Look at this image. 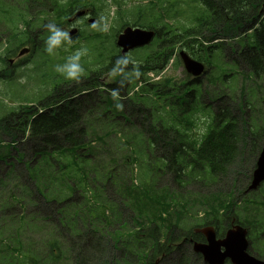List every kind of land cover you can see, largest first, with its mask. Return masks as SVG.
<instances>
[{
	"label": "trees",
	"instance_id": "obj_1",
	"mask_svg": "<svg viewBox=\"0 0 264 264\" xmlns=\"http://www.w3.org/2000/svg\"><path fill=\"white\" fill-rule=\"evenodd\" d=\"M21 1L19 4L23 10L13 7L14 3H0V10H6L5 14L11 15L5 21L13 20V9L20 10L26 16L28 12L36 11L32 19L23 18L24 32L20 33L16 27L8 41L18 40V47L26 45L31 49L29 56L32 59L34 55L41 54L50 61L53 72L51 76H46L51 80L53 93L56 92L59 99L49 97L40 102L42 108H52L41 115H38L35 107H19L17 112L24 111L28 116H21L15 124L11 119L3 118L0 132L11 138L4 144L7 147L13 144L10 149H17L20 155L24 153L19 146L26 140L33 150H40L32 153L39 157L40 162L31 169L38 181V191L44 195L49 191L52 194L51 200L56 202L69 200L64 204V214L57 217V225L46 231L47 257L42 264H88L84 252V247L90 243L86 242L87 239L94 235L98 240L107 232L110 233L114 226H118L119 230L112 231V237L121 239L118 249L128 254L129 258L122 262L117 260L116 264H132L134 258L137 261L135 264H148L152 262L150 259L146 262L149 257L154 256L153 260L156 261L160 252H169L170 246L171 250H177L183 260L186 257L185 248L179 245L182 237L204 243V236L195 233V229L208 226L215 227L219 238H223L234 225L247 228L250 239L248 252L264 258V195L258 193L251 197L242 194L237 197L233 193L223 192L221 186H217L218 181L224 179L220 172L235 168L237 163L245 160L246 155L250 157L248 159L254 168L264 149V21L258 23L254 34L247 31L255 28L254 21L235 16L237 8H244L249 2L257 6L263 4L264 0H200L205 12L194 18L195 26L183 27L181 32L175 31L169 22L164 23L161 12V15L155 14L161 8L153 0L152 16L147 14L146 8L137 7L133 12L119 4L116 12L119 29L115 34L111 33L114 36L110 33L96 34L93 38L105 41L112 38L113 46L103 47L99 58L93 62L87 57L82 61L85 75L79 83L65 81L54 71V61L57 64L63 63L68 53L60 50L58 58L49 57L40 50L47 34L43 25L55 22L65 28L69 25L66 21L68 17H74L79 11L92 10L99 0ZM165 10L170 16L169 9ZM244 16H247L246 13ZM128 26H140L156 32L155 43L149 52L137 53L134 57L143 73L141 79L133 82L131 89V84L120 88V102L124 106L125 102L142 103L144 108L138 110L139 116L127 115L124 107L116 110L110 93L113 88H117L118 78L111 79L109 83L101 81L102 77L108 76L114 60L122 52L118 50V35ZM34 35H37V41L32 38ZM75 37L80 38V35ZM92 37L89 36L88 40ZM225 42L230 45L227 56L224 54L225 45H221ZM178 47L179 50H186L193 58L212 66L208 74L209 86L217 91L220 89L217 85L221 83L226 93L223 96L229 98L228 104L232 108L226 107L223 112L217 108L215 116L210 118L204 114L201 103L196 100L201 90L199 85L184 81L179 86L182 88V92L178 93L180 97L177 94L173 97L171 92L158 90L173 86L171 78L142 84L146 82L147 73L160 75L169 66ZM12 48L16 49L10 46L7 57L16 53ZM69 48L76 50L77 46ZM157 55H161L162 60L154 64ZM0 61L6 59L0 58ZM240 78L239 91L231 94ZM140 83L142 92L146 90L150 93L149 99L144 98L143 93L134 92L135 86ZM151 96L154 105L160 107L158 116L149 109L152 106ZM215 96L216 99L213 94L210 98L217 101L216 92ZM85 98L93 104L90 108L83 105ZM162 99L165 100L161 103ZM204 105L213 110L211 105ZM243 108L254 114L249 123H246L245 117L241 116L240 121L237 118L238 114L244 113ZM110 111L114 112L113 116ZM119 115L121 120L116 117ZM202 116L206 122L208 120L211 123L207 133L200 138L194 129L196 121L201 120ZM246 129H250V135ZM159 138L165 139L164 142L175 149L171 152L167 147L161 151L162 148H157ZM250 139L253 142L251 144ZM177 140H180L182 148L173 145V141ZM68 142L72 144L71 147L58 148V145L63 146ZM191 143L194 145L197 162L187 161V155H177L186 151L185 146ZM249 146L251 150L247 151ZM7 147L0 152V161H7L11 152ZM165 153H169V157ZM57 155L60 157L57 158ZM101 156L104 160L100 159ZM61 157L66 158L62 163ZM167 163L172 171L166 168ZM136 168H140V173ZM81 177L88 179H74ZM247 178L251 182L250 173ZM167 179L174 182L177 191L170 190L163 183ZM90 183H93L95 189L90 187ZM135 183L141 188L135 186ZM192 185H201L202 189H192L190 192L187 186ZM75 200H79V203ZM199 207H202L204 217L195 219L190 225L188 222ZM125 209L133 213L132 222L126 220ZM27 222L23 217L9 223L3 221L4 226L0 229V264H29L25 257L30 252H36L31 248L32 240L40 246L45 243L35 238L44 235L43 227L37 228L36 235L27 244L24 243V229L8 228L9 225H24ZM58 223L74 239L73 245H67L65 236L58 230ZM127 243L128 246H125ZM72 250L75 255H72Z\"/></svg>",
	"mask_w": 264,
	"mask_h": 264
},
{
	"label": "rangeland",
	"instance_id": "obj_2",
	"mask_svg": "<svg viewBox=\"0 0 264 264\" xmlns=\"http://www.w3.org/2000/svg\"><path fill=\"white\" fill-rule=\"evenodd\" d=\"M120 1V0H118ZM147 1V0H146ZM156 1H161V2H169L170 0H156ZM195 2H191L190 0H181L182 5L172 8L169 10V15L168 13L165 12L166 15V21L171 22L174 27L177 29L179 25H182V27H190L196 24V20L194 19L195 17H199L200 12L203 10L202 5L194 0ZM1 2H6V3H14V6H17L20 10H23V7L19 4L22 1L21 0H0ZM124 7V6H123ZM258 6L254 7H249L246 5L245 12L249 13L251 10H255ZM244 8H237L238 11H236L235 16H239L244 20H247L250 18L251 15L244 16L245 13L241 12ZM126 10L128 11H133L135 10L134 7H125ZM18 9H13L12 10V16L13 20H6L5 18L8 19L11 15H6L5 11L6 10H0V58H5L7 57V53L9 50L8 49V43L6 44L5 38H11L12 32L16 30V27H18V31L21 32V29H25V25L23 24V18H28L32 19L31 16H34L36 14V11H32L30 14L28 12V15H22L21 11ZM116 7L114 6H108L107 8V16L109 17L111 21V30L109 35L115 34L117 30L119 29L118 24H117V16H116ZM187 10H190L191 12L195 13H190V16H188ZM95 12L97 15L103 13L102 10H99L97 8V5L95 6ZM134 12V11H133ZM156 10L155 14L156 15H161L164 14V12ZM104 14V13H103ZM185 14V16H183ZM183 16V17H179ZM192 16V17H191ZM71 18L68 17L66 21L69 23V19ZM55 20H57L54 17ZM60 20V19H59ZM3 21V22H2ZM86 20L84 19H78L76 21L70 22L72 23L71 26H67L65 28L69 29L70 31L72 30H79L77 32H71L70 35L74 38V42L71 46H77L76 50L82 46L87 47L89 49V56L87 57L88 60H91L92 62L95 61L96 59L99 58V55L102 53L103 47H111L113 46V39L110 38L109 40H93V38L96 36V34H105L107 35L108 33H103L95 30H91L87 28L88 23L86 24ZM264 21V20H263ZM29 22V21H27ZM164 22V21H163ZM115 25V29H113V26ZM161 25V24H160ZM81 26V29H78ZM250 32V29L247 30ZM112 33V34H111ZM80 35V38L75 37L76 35ZM89 36H93L91 40H88ZM114 36V35H112ZM87 37V38H86ZM34 41H37V35L32 36ZM141 35H134V34H129L128 37H126L125 44L128 46L133 45L139 41H141ZM229 42L222 43L221 45H225V50L224 54L227 56V54L230 52L229 48L230 45L228 44ZM157 45V44H156ZM43 47V44H42ZM151 47V46H150ZM237 47V46H233ZM40 48V46H39ZM144 49V50H143ZM139 49L141 51H131L129 54L132 58L137 56V53L139 54H144L148 53L149 50H145V48ZM42 50V49H40ZM118 50L121 52L122 50L118 48ZM135 50V49H133ZM137 50V49H136ZM68 54L71 52H74L75 50H72L68 48L66 51L62 50ZM180 52V51H179ZM179 52L175 53V60H173L166 70L162 71L161 75L163 79L171 78L172 85L167 88H159L161 92H171L173 97H175V93H180L182 92V88H180V84L182 82H191L194 84H197L200 86V94L198 95L197 99L201 103V107L205 108V104H209L212 106V109H210L211 114L215 115L214 112H216L217 108H220L221 111L223 112L226 107L232 108L231 105L228 104V97H223V99H220L217 103L212 102L211 100L213 98H208L210 94L214 95V99L217 98L215 96V92L217 93L218 97L223 95L224 93V86L222 84H218L217 86L220 88L217 91H213V87L209 86L208 82V74L212 71V66L209 65V70L207 73L199 76H195V72H197V67L195 65H189V69L186 67V65H183L181 56H179ZM30 55V53H28ZM188 57L190 58L189 54H187ZM58 58L59 56L56 55ZM178 57L180 59V63L177 62ZM34 61L32 62L30 56H26L25 59L21 61L18 60L15 62V67L10 65L9 60L10 59H17V57H10L6 61H0V122L2 121L3 117L6 119H11V121L15 124L16 121L20 120V117H27L28 115L25 114L24 111L22 112H17L18 108L20 106L24 108H29V104H26L24 102L33 100L35 101L37 105V110L38 115H41V110L42 108L40 106V102H44V99H48L49 97H57L54 100L59 99V95L53 93V86L51 85V82L47 81L42 77L43 72L46 70V74L52 75L53 68L50 67V61H47L46 57H43L41 54H37L33 56ZM86 59V58H84ZM162 60V56L157 55L156 58L153 60L154 64H159ZM190 60L194 63H199L200 60L196 58H190ZM30 61V66L27 68L25 71V62ZM54 64H57V61H54ZM245 69V68H244ZM57 74V73H56ZM148 74H146L147 76ZM201 78V81L198 80L199 83L192 82L191 80ZM5 80H9V82L13 81L12 83L7 84L8 82ZM111 78L108 76L102 77L101 81H104L105 83H109ZM178 81H181L180 83H177ZM175 85V86H174ZM241 85V78L239 83L235 86L234 90L231 92V94L238 92L240 89ZM254 86V85H253ZM117 87H119V84H117ZM133 87V83L130 85L129 89ZM141 89V86L139 85L138 88H135V92H138ZM146 91V90H145ZM70 93H72L70 91ZM147 93H149L147 91ZM50 95V96H48ZM156 93L154 92V96ZM200 95L203 96V101H200ZM226 95V93H224ZM149 99V98H148ZM152 101L150 104L152 105L150 109L151 113L153 112L155 116L160 115V107H156L154 105V99L152 96L150 97ZM165 99H162L161 103ZM174 101L175 98H173ZM227 104H226V102ZM11 103V104H10ZM15 104H22L20 106L15 105ZM14 105L16 107H14ZM28 105V106H27ZM35 105V104H34ZM83 105L86 108H90L93 104L88 102L87 99L83 101ZM14 107V109H12ZM143 109L142 103L141 104H131V103H126L125 102V112L127 115H137L139 116V109ZM206 109V108H205ZM244 113L243 114H238L237 118L240 121L241 116L244 118L246 123H249L250 117L253 116L254 114L251 112V110L243 108ZM44 113V112H43ZM86 115V112L84 113ZM82 115V116H84ZM110 115L113 116L114 112L110 111ZM142 115V114H141ZM81 116V117H82ZM36 115L33 117L35 118ZM117 119L121 120V116H116ZM137 119V118H136ZM248 128V127H247ZM206 131V125H202V123L199 124V122H196V128L194 129V132L199 136H203L204 132ZM246 133L250 135V129H246ZM11 140V138L4 132H0V152L5 151L6 144ZM21 139L20 141H22ZM160 142L157 146V148H162L161 151L166 150L167 147L170 149L172 152L173 147H170L166 142H164L165 139L159 138ZM27 140L24 141L23 144L20 145L18 142L17 144L20 145L19 149L24 153L23 155H20L17 153V149H10L12 148L13 144L11 147H7L11 150L10 155L7 156L8 159L7 161L3 160L0 161V229L4 226L3 221L9 223L12 222L13 220L17 221L19 217L25 218L28 222L22 224H13L9 225L10 230H19V229H24L25 234H24V243H31V240L33 237L36 235V230L37 228H42L43 231L45 232L44 235L39 238L38 236L35 237L37 240L42 239L43 246H40L37 242L32 240L33 246L31 248H34L36 252H30L27 254L25 257L28 261L29 264L33 263H43V260L47 257V234L46 231L48 228L53 229L57 225V217H59L61 214H64V207L65 203H67L66 200H64L63 203L61 202H56V201H50L52 194L47 191L46 195H44L42 192L38 191L39 185L37 186V181L34 179L33 174L31 172V169L35 166L39 165V157L32 155L34 152H38L40 150H33V148L27 144ZM249 143H253L252 140L250 139ZM248 143V144H249ZM173 145L175 147H181L180 140H177L176 142L173 141ZM72 144L69 142L64 144L58 145V148H69L71 147ZM187 149L186 151L177 154L179 157L186 156L187 161H192V162H197V155L194 154V145L191 143L189 146H185ZM251 147L249 146V149L247 151H250ZM246 151V152H247ZM167 157H169V153H165ZM250 157H247L244 161L237 163L236 167L233 169H229L226 172H220V174L223 176V180L218 181L217 186H221L223 189V192H229L230 194H235L237 197H240L242 194L243 195H249L251 197H254L256 194L260 192L264 188V180L258 184L257 187H253V180L255 179V175L253 176V172H251V169L253 168L252 166V161H249L248 159ZM101 160H104V158L101 156ZM166 168L170 171L172 169L168 168V163ZM249 173L251 174V182L250 179L247 178ZM247 175V177H246ZM113 180L114 177L112 176ZM117 179V178H115ZM162 181V180H161ZM158 183V180H156ZM167 187L170 188V190H176L177 191V186H175L172 182L171 179H167L164 182ZM252 186V187H251ZM189 191L191 192L192 189H202L201 185H192V186H187ZM184 189V188H183ZM214 190V188H213ZM207 191V190H205ZM209 192V191H207ZM43 195V196H42ZM260 197V196H259ZM74 197L73 199H75ZM198 198V197H197ZM238 198V199H242ZM69 201V200H68ZM77 203H79V200H75ZM83 204V203H81ZM202 207H199L198 210L195 213V215L192 217L191 220H189L188 223L190 225L192 222L197 219V218H203L204 214L203 211L201 210ZM127 209H125V218L126 220L132 222L131 220V215L133 213L128 212L127 215ZM197 213V214H196ZM56 216L54 217V215ZM15 218V219H14ZM19 225V226H18ZM79 225V223H78ZM189 225V224H188ZM189 225V226H190ZM58 230L62 235L65 236L66 242H68L67 245H73L74 244V239L71 238V235H69L67 229L58 223ZM114 230H119L118 226H114L113 229L109 232H107L105 235L102 236V238H99L98 240L96 239L95 236H91V239L88 238L86 242H90L88 246H85L84 252L87 254L85 256L86 262L88 264H116V261L121 260L125 261L128 258V254H124L122 250L118 249L119 246V241L121 240L116 236V238L113 239L112 234ZM177 233V231H175ZM47 242V243H46ZM127 242V241H126ZM125 242V243H126ZM118 244V245H115ZM184 244V243H183ZM194 245V244H193ZM193 245L191 243H185V253L186 257H183V260L180 256V254L176 252H171L164 254L163 252H160V255H158L159 258L162 259L160 264H187V262H192L196 261L197 259L199 262L196 264H205L206 260L203 255H198L196 257L194 254H191L189 259L187 260L188 256V249L193 251ZM128 246V243L125 245ZM29 250V247L26 248ZM72 255H75L74 250H72ZM174 254H177L175 257ZM79 256V254H78ZM186 260V261H185ZM81 261V258L78 259V262ZM134 262H131L132 264H135L137 262L134 258ZM185 261V263H184Z\"/></svg>",
	"mask_w": 264,
	"mask_h": 264
},
{
	"label": "clouds",
	"instance_id": "obj_3",
	"mask_svg": "<svg viewBox=\"0 0 264 264\" xmlns=\"http://www.w3.org/2000/svg\"><path fill=\"white\" fill-rule=\"evenodd\" d=\"M88 15H91L90 13ZM111 21L109 17L103 13L98 15V18L87 28L103 33H108L111 30ZM43 27L46 29V38L43 41L42 51L49 57L56 56L60 50H67L74 42V38L70 35L72 31L59 26L55 22H49ZM89 56L87 47H80L74 52H71L63 61L54 65V71L59 74L65 81L79 83L85 75V68L82 63L84 58ZM143 73L140 70L137 62L127 53L120 54L114 60L111 69L108 72V77L117 79L119 87L111 90V97L115 102L116 110H122L124 105L120 102V88L126 84H132L139 81Z\"/></svg>",
	"mask_w": 264,
	"mask_h": 264
},
{
	"label": "water",
	"instance_id": "obj_4",
	"mask_svg": "<svg viewBox=\"0 0 264 264\" xmlns=\"http://www.w3.org/2000/svg\"><path fill=\"white\" fill-rule=\"evenodd\" d=\"M78 16H80V14ZM140 35L142 37L141 41L129 47L125 44V39L120 38L118 42L119 47L123 48L125 51H129L130 49L149 43L153 37L152 34L147 38L148 33H140ZM25 52H28V50ZM21 54H23V52ZM182 57L188 69L189 65L192 64L197 67V72L194 74L195 76H199L203 73L204 67L202 64L192 62L185 54H182ZM255 166L253 170V176L255 175L252 184L253 187H257L258 184L264 180V149L258 157ZM198 232L203 234L206 239V244H198L199 246H196V251L201 253L209 264H223L227 259H229L232 264H264L263 262L251 258L247 254L249 248L247 239L248 234L242 226H236L228 230L222 240L216 239V234L213 229L207 228L199 230Z\"/></svg>",
	"mask_w": 264,
	"mask_h": 264
},
{
	"label": "flooded vegetation",
	"instance_id": "obj_5",
	"mask_svg": "<svg viewBox=\"0 0 264 264\" xmlns=\"http://www.w3.org/2000/svg\"><path fill=\"white\" fill-rule=\"evenodd\" d=\"M249 7H254L255 5L252 3V2H249L248 4H247ZM256 10V9H255ZM255 10H251V12H249V13H247V12H244V13H246V15H251L250 16V18H248V19H250V20H252V21H254L255 23L256 22H258V19H256L255 18ZM88 23H90V22H88ZM120 35V34H119ZM118 35V36H119ZM40 46V45H39Z\"/></svg>",
	"mask_w": 264,
	"mask_h": 264
},
{
	"label": "bare ground",
	"instance_id": "obj_6",
	"mask_svg": "<svg viewBox=\"0 0 264 264\" xmlns=\"http://www.w3.org/2000/svg\"><path fill=\"white\" fill-rule=\"evenodd\" d=\"M119 38H124L126 40V37L123 34H120Z\"/></svg>",
	"mask_w": 264,
	"mask_h": 264
}]
</instances>
